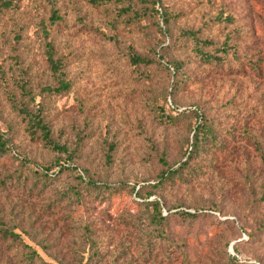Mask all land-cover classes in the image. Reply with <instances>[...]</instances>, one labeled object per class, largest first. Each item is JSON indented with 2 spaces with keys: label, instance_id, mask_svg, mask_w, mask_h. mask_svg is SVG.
Wrapping results in <instances>:
<instances>
[{
  "label": "rangeland",
  "instance_id": "obj_1",
  "mask_svg": "<svg viewBox=\"0 0 264 264\" xmlns=\"http://www.w3.org/2000/svg\"><path fill=\"white\" fill-rule=\"evenodd\" d=\"M162 2L182 14L166 34L156 17L134 25L113 18L115 1L95 7L87 0H20L0 14V138L8 142L0 148V219L46 262L234 264L227 253L237 246L239 264H264V0ZM51 9L59 21L48 20ZM220 9L235 16L233 25L215 21ZM42 23L72 80L64 95L40 91L54 82ZM235 26L243 30L235 36L239 60L229 55L220 68L178 45L182 30L219 41ZM130 50L183 60L191 80L173 98L179 110L196 108L215 126L219 145L191 160L197 171L186 182L146 184L162 169L159 157L177 165L193 116L173 127L157 121L149 102L168 88L169 72L157 63L132 66ZM22 80L44 106L53 137L74 153L68 163L117 192H93L67 170L44 182L33 176L31 169L66 155L29 137L14 103L27 99ZM133 184L144 185L142 197ZM145 200L160 201L162 229L150 223ZM176 206L198 215L181 219ZM23 243L0 238V264H27Z\"/></svg>",
  "mask_w": 264,
  "mask_h": 264
},
{
  "label": "trees",
  "instance_id": "obj_2",
  "mask_svg": "<svg viewBox=\"0 0 264 264\" xmlns=\"http://www.w3.org/2000/svg\"><path fill=\"white\" fill-rule=\"evenodd\" d=\"M90 5L95 7H100L107 5L108 3L113 4V18L117 20L124 19L128 21L127 24L139 23L142 18L156 17V24L162 30V33L167 32L169 25L172 22L177 21L182 17L181 12L171 11L167 8L162 0H137V2L142 3L141 5L149 4V8L145 6L143 10L135 6V0H87ZM20 0H0V14L6 11L15 10L19 6ZM217 23H223L225 25H233L236 21L235 16L228 12L226 9H220L214 16ZM50 22H56L60 20V15L56 10L51 9L48 17ZM41 30L44 35V45L45 54L48 64V68L53 76V84H46L41 86L40 91L43 95H64L66 94L71 86L72 80L67 78V72L65 71V63L62 57L57 55V50L52 39L49 37V30L46 24L41 25ZM199 30L187 29L179 32L178 41L179 46H183V49L189 51V54L193 56L196 60L200 61L203 65L210 66L212 68H220L227 65L229 55L236 60H239L237 54V44L235 42V36L237 34L243 33L240 27L235 26L232 29L223 32L221 40H213L207 37H203L199 34ZM177 42V41H176ZM128 60L132 66H144L148 67L152 63H157L159 67L165 68L169 72V84L168 88L162 94L153 96L150 99L149 107L152 110L157 121L160 123H165L167 126L173 127L176 124L182 122L184 119L193 116V122L189 128V136L185 140V147L182 156L176 163L169 165L166 160L159 157L162 164V169L156 175L154 183H146L149 187L158 188L166 183H173L175 180L188 181V177H192L197 169L190 167V162L194 158L202 155L204 152L215 149L218 145V139L216 137V132L214 131L215 126L207 118V116L198 111L196 108L191 110H179L178 104L174 100L175 93L179 91V87L187 82H190V74L184 70V61L181 59H169L165 54L156 53L157 61L153 58H145L133 51H128ZM248 63H251L248 60ZM250 67L256 68V64H248ZM23 79V76H20ZM20 88L22 94L26 96V101L23 99H14V103H17V111L21 115L25 122V128L30 138L39 139L41 142L48 147L51 151L55 153H63L66 155V159L56 160L50 164H44L41 167H35L31 169V172L35 178L44 180L50 179L55 174L60 173V171H69L80 184H85L87 188L91 189L93 192H99L104 194L112 191L117 192L118 190L111 186V184L98 181L97 179L90 178L85 172H81L78 168L74 167L73 164H69L68 160L71 161L74 158V153L68 150L65 142H61L59 138H54L52 135V130L49 122L45 119L44 106L40 105V101H35L34 96L31 94L27 88L25 81H21ZM30 100V104L27 102ZM189 113V114H187ZM192 115V116H191ZM6 139L0 138V148L6 149ZM111 146V145H110ZM111 151L114 149L113 146L110 147ZM135 185L131 187V191L135 193L136 196L142 197L140 189L144 185H139V188L135 190ZM119 188V186H118ZM151 193L147 191L145 193L146 197ZM160 201L158 200H145V206L148 207L147 217L152 225L157 229H162L163 224L166 222V214H163L161 209ZM213 210H219L216 206H212ZM176 213L181 219H194L198 213L197 211H189L176 206ZM264 227V225H262ZM163 235L162 231L158 232V235ZM249 235H253L249 233ZM0 238L4 241L19 242L23 243L19 234L15 232L11 227L1 224L0 219ZM25 247L24 255L27 264H53L51 262H46L42 260L37 251L32 248L29 244L23 243ZM233 254L227 253L229 261L234 262V264L242 263L239 258V249L237 246H233ZM96 252V251H95ZM87 264V262L81 263Z\"/></svg>",
  "mask_w": 264,
  "mask_h": 264
}]
</instances>
